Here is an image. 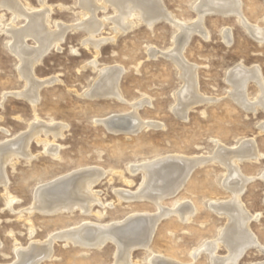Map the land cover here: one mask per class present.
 <instances>
[{"label":"rangeland","instance_id":"rangeland-1","mask_svg":"<svg viewBox=\"0 0 264 264\" xmlns=\"http://www.w3.org/2000/svg\"><path fill=\"white\" fill-rule=\"evenodd\" d=\"M19 1L30 12L46 9L45 23L50 30L58 24L76 25L89 17L79 0ZM161 2L178 21L192 23L197 19L200 0ZM241 8L250 24L264 28V0H241ZM116 14L111 4L96 12V18L104 20L96 39L113 37L97 50L86 42L89 37L83 29L72 26L59 47L52 46L42 56L33 73L38 79L51 81L39 88L38 101L33 106L16 94L26 88V83L20 77L19 59L10 50L13 35L6 31L11 25L19 28L28 21L0 7V143L16 140L36 121L65 124L62 136L54 138L51 133L40 132L33 137L29 142L30 158L15 155L5 165L7 182L5 186L0 184V264L15 262L18 247L44 241L66 229L86 223L113 225L133 213L158 212L153 201L145 197L119 199L117 191L137 192L144 174L141 168L133 170L134 167L170 154L207 157L195 166L177 193L163 200L166 210L183 201L192 203L193 214L189 220L176 212L162 215L148 245L134 248L130 258L134 264H150L155 254L181 264H211L204 245L215 240L227 223L225 214L211 204H226L233 199L226 184L231 172L211 156L219 143L239 146L246 139L253 140L258 155L237 163L239 173L249 178L240 201L252 215L250 232L264 245V108L257 105L250 110L240 105L230 95L228 80L229 71L239 64L257 67L264 78V40L251 34L234 15L206 12L202 19L204 33L193 31L182 52L185 61L196 67L198 91L205 100L193 105L181 118L174 109L183 80L177 66L166 56L174 47L177 25L164 18L148 25L134 16L127 30L113 36L112 18ZM226 29L229 40L223 36ZM25 43L37 46L31 37ZM150 50L156 51L155 55ZM104 66L122 68L121 100L87 95L99 77V68ZM256 83L259 85L253 80L247 83L248 103L262 96ZM142 100L147 102L138 109L140 119L155 125H145L135 133H115L97 121L115 113L128 114L132 104ZM51 143L57 146L55 153L48 150ZM88 167L101 171L92 186L99 202L89 210L75 208L53 214L28 210L38 187ZM116 251L111 240L88 247L72 239L56 238L50 255L39 264H113ZM227 254V248L220 243L215 256ZM263 263V250L249 247L236 264Z\"/></svg>","mask_w":264,"mask_h":264},{"label":"bare ground","instance_id":"bare-ground-1","mask_svg":"<svg viewBox=\"0 0 264 264\" xmlns=\"http://www.w3.org/2000/svg\"><path fill=\"white\" fill-rule=\"evenodd\" d=\"M79 3L88 13V19L86 18V20L76 25L58 24L56 29L50 30L45 23L46 9L30 12L19 0H0V7L9 8L15 17L24 16L28 21L26 25L19 28L11 25L6 31L13 35L14 41L10 44V50L19 59L20 66L18 70L20 77L26 83V88L16 94L25 97L33 106L38 101L39 88L46 82L51 81L50 79H38L35 77L33 69L52 46L59 47L66 31L70 27L83 29L89 37L86 42H90L96 50L104 41L113 38L100 37L96 39V35L104 23L103 19L96 18V12L104 10L107 4H111L117 9V14L112 18L113 36L120 31L127 30L133 24L132 18L134 16L142 18L148 25H152L163 18L177 25L179 31L174 38V47L166 56H169L177 66L183 80V90L177 94L178 102L174 109L175 113L181 118L186 117L188 110L193 105L205 100L198 91L196 67L185 61L182 52L193 31L197 30L204 33L202 19L206 12L216 11L223 15H234L251 34L259 40H264V28L259 27L256 23H249L242 13L241 0H200L196 7L197 19L192 23H184L175 19L164 9L161 0H79ZM223 36L226 40H229L230 34L227 29L224 31ZM28 37L34 39L37 46L28 47L25 43ZM155 53L156 51L150 50L151 55H155ZM121 73L122 68L120 66L99 68V77L87 92V95L121 100L122 95L119 88ZM228 78L232 87L230 95L240 105L250 110H254L257 105H262L264 108V78L257 67L245 68L242 64H239L234 71H229ZM249 80L259 83V85L256 84L262 91V96L261 98L259 97L261 100L259 99L252 103L247 102L246 86ZM143 102L147 101L142 100L133 103L132 111L128 114L115 113L99 118L97 121L104 124L109 131L115 133L123 130L122 128H128L136 132L145 125H155L151 121L140 119L137 112ZM64 128L65 124L63 123L36 121L30 125L28 131L21 134L16 140L0 143V184L5 186L7 182L5 165L11 162L15 155H21L26 158L31 157L29 142L33 137H36L40 132H44L46 134L51 133L56 138L62 136ZM262 129L264 130V125ZM121 132L129 133L127 131ZM253 143L251 139H246L239 146L232 147H226L219 143L217 151L211 156L220 161L222 165L224 164L231 172V176H228L230 178L227 177L226 184L233 196H231L233 198L232 201L226 204H211L214 209L224 213L227 218V223L220 235L215 240L204 245V251H207L211 264H236L249 247H256L264 252V245L262 246L249 230V222L252 215L246 211L240 201L243 187L249 178L239 173L237 163L243 158H255L258 155ZM48 150L55 153L57 146L51 143ZM206 158L198 155L170 154L141 163L133 169L141 168L143 171L144 180L140 188L137 192H132L131 194L128 190L120 189L117 191V195L119 199L145 197L149 201L154 202L158 212L133 213L122 222H116L113 225L97 223L90 225V223H86L79 228L60 231L44 241L36 240L32 241L28 246L18 247L16 260L12 264H39L40 261L50 255L53 241L56 238L72 239L75 243L88 247L101 246L107 240H111L117 246L113 264H134L130 258L132 250L136 247H146L148 245L153 229L162 215L176 212L178 216L189 220L188 218L193 214V205H190L192 203L189 204L183 201L177 204V207L175 205L174 208L166 210L162 206L165 205L163 200L177 193L190 175V172L195 166L205 162ZM100 175L101 171L97 168L88 167L72 171L54 180L51 184L38 187L34 195L33 204L28 210L30 212L38 210L39 212L53 214L78 208L85 212L95 202H99V198L92 192V186L98 181ZM261 177L264 179V172ZM220 243L227 248L228 254L217 258L215 252ZM149 263L181 264L174 259H163L155 254L149 259Z\"/></svg>","mask_w":264,"mask_h":264},{"label":"water","instance_id":"water-1","mask_svg":"<svg viewBox=\"0 0 264 264\" xmlns=\"http://www.w3.org/2000/svg\"><path fill=\"white\" fill-rule=\"evenodd\" d=\"M123 130H119V131H127L129 133H135L134 130H130L128 128H122Z\"/></svg>","mask_w":264,"mask_h":264}]
</instances>
